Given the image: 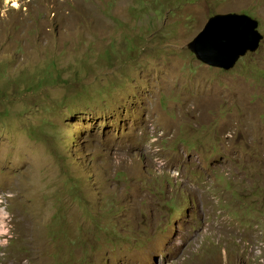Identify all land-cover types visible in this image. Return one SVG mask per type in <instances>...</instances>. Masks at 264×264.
<instances>
[{
    "label": "rangeland",
    "instance_id": "1",
    "mask_svg": "<svg viewBox=\"0 0 264 264\" xmlns=\"http://www.w3.org/2000/svg\"><path fill=\"white\" fill-rule=\"evenodd\" d=\"M0 264H264V0H0Z\"/></svg>",
    "mask_w": 264,
    "mask_h": 264
},
{
    "label": "water",
    "instance_id": "2",
    "mask_svg": "<svg viewBox=\"0 0 264 264\" xmlns=\"http://www.w3.org/2000/svg\"><path fill=\"white\" fill-rule=\"evenodd\" d=\"M259 21L247 14L213 16L188 48L204 63L229 68L240 56L259 47Z\"/></svg>",
    "mask_w": 264,
    "mask_h": 264
},
{
    "label": "bare ground",
    "instance_id": "3",
    "mask_svg": "<svg viewBox=\"0 0 264 264\" xmlns=\"http://www.w3.org/2000/svg\"><path fill=\"white\" fill-rule=\"evenodd\" d=\"M188 2V1H187ZM250 16V15H249ZM252 17V16H251ZM255 19V18H254ZM257 20V19H256ZM240 59V58H239ZM238 61V60H237ZM224 68V67H223ZM256 179V178H255ZM249 186V185H248Z\"/></svg>",
    "mask_w": 264,
    "mask_h": 264
}]
</instances>
